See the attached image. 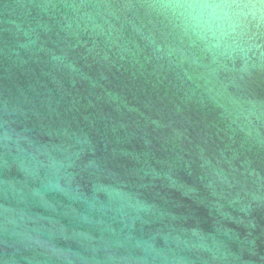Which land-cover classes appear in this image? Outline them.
<instances>
[{
  "label": "water",
  "instance_id": "95a60500",
  "mask_svg": "<svg viewBox=\"0 0 264 264\" xmlns=\"http://www.w3.org/2000/svg\"><path fill=\"white\" fill-rule=\"evenodd\" d=\"M0 264H264V0H0Z\"/></svg>",
  "mask_w": 264,
  "mask_h": 264
}]
</instances>
